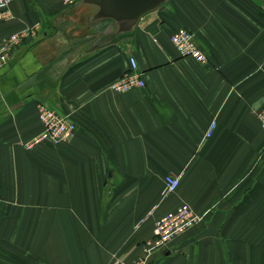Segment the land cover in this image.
<instances>
[{
    "label": "crops",
    "instance_id": "0c3cea01",
    "mask_svg": "<svg viewBox=\"0 0 264 264\" xmlns=\"http://www.w3.org/2000/svg\"><path fill=\"white\" fill-rule=\"evenodd\" d=\"M76 3L11 0L0 26L34 30L0 70V264L131 261L182 204L200 220L149 264H264V0H170L121 35ZM180 28L206 63L179 53ZM130 56L146 86L112 91ZM41 101L76 133L28 149Z\"/></svg>",
    "mask_w": 264,
    "mask_h": 264
},
{
    "label": "built area",
    "instance_id": "2783aa9c",
    "mask_svg": "<svg viewBox=\"0 0 264 264\" xmlns=\"http://www.w3.org/2000/svg\"><path fill=\"white\" fill-rule=\"evenodd\" d=\"M78 0H62L66 5H73ZM11 0H0V26L3 22L13 18L10 9ZM34 36L33 29H24L0 38V70L9 62L12 52L29 37ZM171 41L182 56L192 57L198 62L206 63L207 54L198 45L194 32L187 28H180L171 36ZM130 68L109 88L115 92H126L134 88L146 86L144 73L139 68L136 57L130 56ZM38 113L43 125L42 131L25 142V147L31 149L36 145L50 141L54 144L71 140L76 133L77 125L68 116L62 114L46 101L38 104ZM257 116L264 128V107L257 112ZM216 122H212L208 134H212ZM179 176L170 174L165 179V193L174 192L179 186ZM200 220L199 215L189 204H182L176 210L168 212L155 221L153 237L144 243L143 254L131 261L114 258L109 264H149L150 257L159 249L165 247L177 236L191 229Z\"/></svg>",
    "mask_w": 264,
    "mask_h": 264
},
{
    "label": "water",
    "instance_id": "95a60500",
    "mask_svg": "<svg viewBox=\"0 0 264 264\" xmlns=\"http://www.w3.org/2000/svg\"><path fill=\"white\" fill-rule=\"evenodd\" d=\"M170 0H79L77 10H83V24L95 27L107 23L113 34H128L143 15L163 8ZM88 10V11H87ZM87 11V12H86ZM86 25V26H87Z\"/></svg>",
    "mask_w": 264,
    "mask_h": 264
}]
</instances>
